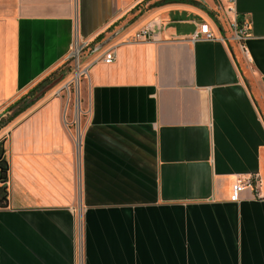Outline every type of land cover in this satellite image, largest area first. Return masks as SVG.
Wrapping results in <instances>:
<instances>
[{"label": "crops", "instance_id": "obj_1", "mask_svg": "<svg viewBox=\"0 0 264 264\" xmlns=\"http://www.w3.org/2000/svg\"><path fill=\"white\" fill-rule=\"evenodd\" d=\"M230 9L248 39L194 40L232 37ZM77 40H110L87 59L80 155L58 100L9 128L0 264H264V0H0V114Z\"/></svg>", "mask_w": 264, "mask_h": 264}, {"label": "rangeland", "instance_id": "obj_2", "mask_svg": "<svg viewBox=\"0 0 264 264\" xmlns=\"http://www.w3.org/2000/svg\"><path fill=\"white\" fill-rule=\"evenodd\" d=\"M106 38L107 36L103 35L98 39V42H101ZM96 45V43L92 45L89 44V47L83 50L79 59L67 58L59 70L51 76L50 82L52 85L49 91H47L40 99H48L47 101L50 102L58 100L62 103L61 117L63 118L65 126L71 132L73 150L75 153L78 151L79 155L81 152L82 138L88 118L90 102L88 79L89 68L87 67V59L96 52ZM94 49L95 51H93ZM92 51L93 53H91ZM15 111L16 108L13 110L6 109L0 114V207L7 205V198H9L10 193V182L12 180L10 173L11 157H13L14 152L10 146L11 133H9V128L20 116L19 115L15 119L11 120ZM73 161L74 167L77 169L78 158L76 154ZM4 168L6 170L3 173L1 172V169ZM74 181L75 185L78 186L76 174ZM76 193L75 200L77 202H75V208L79 211V195Z\"/></svg>", "mask_w": 264, "mask_h": 264}, {"label": "built area", "instance_id": "obj_3", "mask_svg": "<svg viewBox=\"0 0 264 264\" xmlns=\"http://www.w3.org/2000/svg\"><path fill=\"white\" fill-rule=\"evenodd\" d=\"M229 11L234 14V20L231 22L232 37L230 38H226L224 36L217 37L208 24H203L201 25L200 32L195 35L194 40L196 41L202 39L205 41H218L222 43H227L228 41H230V42H236L242 44L246 39L250 37L251 26L247 22L241 24L237 18V14L235 13L234 9H230ZM152 37H153V29L152 26L149 25L136 37V39L151 40ZM87 47H89V43L77 40L74 44L73 50L68 56V59L71 58L79 59L81 53ZM103 60L106 64H112L115 60V54L112 51H109L105 53V55L103 56ZM256 185L257 183L253 179H249L246 181H239L234 188V192L237 196L246 188H252L255 187Z\"/></svg>", "mask_w": 264, "mask_h": 264}, {"label": "trees", "instance_id": "obj_4", "mask_svg": "<svg viewBox=\"0 0 264 264\" xmlns=\"http://www.w3.org/2000/svg\"><path fill=\"white\" fill-rule=\"evenodd\" d=\"M50 81H51V77L44 80L37 87H35L28 95H26L25 97L20 99L17 103L12 105L9 108V110H13L16 108V111L14 112L11 120L15 119L16 117L24 113L26 110L31 108L34 104H36L46 94V92L49 91L52 85ZM5 170H6L5 168L1 169V172L4 173Z\"/></svg>", "mask_w": 264, "mask_h": 264}, {"label": "water", "instance_id": "obj_5", "mask_svg": "<svg viewBox=\"0 0 264 264\" xmlns=\"http://www.w3.org/2000/svg\"><path fill=\"white\" fill-rule=\"evenodd\" d=\"M110 42V40L109 41H106L105 43H103L102 45H100L98 48H97V52L98 51H100V50H102L103 48H104V46L106 45V44H108Z\"/></svg>", "mask_w": 264, "mask_h": 264}]
</instances>
